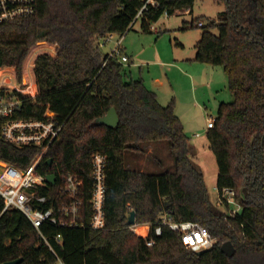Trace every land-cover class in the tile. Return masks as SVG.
<instances>
[{
    "label": "trees",
    "instance_id": "trees-1",
    "mask_svg": "<svg viewBox=\"0 0 264 264\" xmlns=\"http://www.w3.org/2000/svg\"><path fill=\"white\" fill-rule=\"evenodd\" d=\"M215 1L225 9L217 18H198L203 32L195 60L221 66L227 75L233 99L220 103L207 136L218 164L219 195L224 188L233 189L240 210L230 215L232 205L220 197L211 200L174 101L161 104L141 78L129 77L120 57L101 49L104 38L124 35L137 20L150 32L165 12L192 11L196 0H38L35 15L0 25V68L15 67L22 81L31 48L39 41L56 44L54 55L36 58L35 97L12 90L22 100L15 117L46 119L50 111L63 124L38 167L43 175L56 177L44 191V208L60 216L58 207L65 200L60 188L70 174L83 180L84 206L80 225L45 223L40 230L19 210L4 212L0 264L19 258L20 264H54L57 256L65 264H264V0ZM189 27H196L195 20ZM112 107L118 125H98L97 118ZM163 150H168L169 164L161 157ZM39 152L38 147L17 148L5 141L0 128V183L17 181ZM98 152L106 156L108 192L106 225L96 230L90 226L88 198L92 156ZM154 166L160 171H150ZM132 211L135 225H150L148 237L138 235L145 228L136 234L128 224ZM164 212L175 221L206 227L216 244L198 254L167 226L156 235L154 227ZM226 241L235 248L231 256L221 248Z\"/></svg>",
    "mask_w": 264,
    "mask_h": 264
},
{
    "label": "built area",
    "instance_id": "built-area-1",
    "mask_svg": "<svg viewBox=\"0 0 264 264\" xmlns=\"http://www.w3.org/2000/svg\"><path fill=\"white\" fill-rule=\"evenodd\" d=\"M37 7L38 0H0V25L31 17L36 14ZM186 13H189V10H186ZM140 14L141 12L136 19L140 18ZM164 15L170 16L167 12ZM198 25L202 26V22H199ZM151 29L158 30L154 24H152ZM112 37L113 35H109L104 38V43L110 41ZM121 42L122 37L116 41L115 48L109 54L110 57H120V60L126 63L130 59L122 52ZM32 86L35 87L34 84ZM0 88L6 89L5 92L0 93V128L2 138L17 148L31 146L40 148V152L34 157L20 177L17 178V181L0 183V199L3 202L0 216L7 210L17 209L30 220L37 230H40V227L45 223L61 226L80 225L79 218L82 216L84 206V191L83 180L76 176L70 174L64 178L65 184L60 188V193L61 196L65 197V200L58 207L60 216L55 213L53 208H44V204L48 201V196L44 191L49 189V181L47 176L38 171V167L52 143L59 137L63 124L58 122L54 113L50 111L46 113V119L16 118L15 114L22 106L21 98L12 93L13 87L0 86ZM18 91L25 93L22 89ZM31 95L34 98L35 92H32ZM214 125L215 118L209 116L207 128H213ZM12 169L15 170L16 168L13 167ZM92 180L93 183L89 190L90 196L88 198V203L92 210L90 226L99 230L106 225L108 192L106 156L99 152L92 156ZM219 197L220 201H226L230 206L232 205V209L229 212L230 215L240 210L241 206L235 199V191L233 189L224 188ZM164 226L178 232L182 243L194 251L212 248L217 242L206 227L194 221H175L169 212H164L160 216L153 232L156 235H160ZM131 228H135V225H132ZM148 229V234L145 237L150 235V226ZM41 237L55 253L47 236L41 233ZM56 239L60 241L61 235H57ZM147 244L152 246L154 240L152 238L147 239ZM54 264L65 263L57 256Z\"/></svg>",
    "mask_w": 264,
    "mask_h": 264
},
{
    "label": "rangeland",
    "instance_id": "rangeland-1",
    "mask_svg": "<svg viewBox=\"0 0 264 264\" xmlns=\"http://www.w3.org/2000/svg\"><path fill=\"white\" fill-rule=\"evenodd\" d=\"M224 9V4L218 3L215 0H196L192 15L185 11L172 16L163 15L158 22L154 23L155 27L158 28L157 31H143L141 29V20H138L132 29L124 33L122 42V50L124 49L128 53L130 59L129 62L124 63L129 77L132 79L141 78L145 85L155 91L157 95L160 92L161 97L163 96L161 99L164 101L163 103L160 102L161 104L167 105L171 101H174L175 113L180 118L184 130L189 137L190 156L195 165L203 171L210 198L213 202H217L219 197L217 187L218 164L207 136V121L209 116L217 117L221 101H228V99L233 98L232 93L231 97H227L228 92H231L229 87L226 89L223 86L225 83L219 81L218 84L221 85V89L218 92L211 90V88H204L206 84H201L195 92V86L193 84L190 86L187 78L179 68H163L162 65H155L158 64L155 60H144L139 56L150 47L154 49L158 47L163 55V59L166 61L172 58L171 52L176 48L185 49L186 53L194 51V46L203 32L197 26L198 18L203 22L208 18H216L218 17V13ZM193 20H195L196 27L190 28L189 26ZM213 32L217 33L218 31L214 30ZM119 36V34H114L110 41L106 43L103 40L101 41L103 53H110L115 48L116 40ZM181 45H184V47ZM55 51L56 44L47 41L37 42L31 48L24 62L22 81L16 80L17 69L15 67L5 66L0 68V72H2L0 81L3 83L0 86L13 87L16 90L22 89L28 94L34 93V86L32 85L36 83L34 75L36 58L42 53L54 55ZM172 63L174 64V61ZM213 67L217 70H224L221 66ZM224 74V72L221 73L222 79L227 80L228 84V79ZM156 78L162 79L164 83L160 85L155 80ZM215 81H218V77H215ZM163 151L166 152H163L161 157L167 159L169 157L168 150ZM165 163L169 164L170 159L165 160ZM150 171L158 172L160 169L154 166L150 168ZM141 225H135L133 229L138 234L136 229L144 227L143 235H138L145 237L148 234L147 230H149H146V227L148 228L150 225Z\"/></svg>",
    "mask_w": 264,
    "mask_h": 264
},
{
    "label": "crops",
    "instance_id": "crops-1",
    "mask_svg": "<svg viewBox=\"0 0 264 264\" xmlns=\"http://www.w3.org/2000/svg\"><path fill=\"white\" fill-rule=\"evenodd\" d=\"M187 10H189V9H187ZM185 12H186V10H185ZM193 12H194V7H193L192 11L189 10V13L191 15L193 14ZM136 22H135V24H136ZM123 36L124 35L119 36V38L117 40H119L120 37H122V42H123ZM122 42H121V50L123 48ZM181 46L184 47V45H181ZM122 52L129 57L128 53L124 49L122 50ZM171 56H172V58L170 60L166 61L165 59H163V55H162L160 49L158 47H156L154 49V57H155L154 60L158 63L155 65H157V66L162 65L163 68H167V67H173L175 69L179 68L181 70V72L183 73V75L187 78L190 86H191V84H193L195 86V92H196L197 88L200 87L201 84H206V86L204 88H206V87L208 89L211 88V90H216L218 92V90L221 89V87H220L221 85L218 84L219 81H223V83H225V85H223V86H225L226 89L228 88L227 80L222 79V76H221V73H223V72L225 73L224 70L223 71L217 70L212 65L204 64V63H201V62H198L195 60V56H196L195 46H194V51L189 52V53H186L185 49L176 48L175 50H173L171 52ZM172 60L174 61V64L172 63L173 62ZM224 75H226V73ZM215 77H218V81H215ZM226 77H227V75H226ZM155 80L160 85H162L164 83V81L160 78H156ZM162 97H161L160 92H159L158 93V99L160 102L163 103L164 101H162V99H161ZM227 97L228 98L231 97V92H228ZM232 99H228V101H221V102H230V101H232ZM194 147H195V145H194ZM141 226H143V225H141ZM147 229L148 228L146 227V230ZM147 233H148V230H147Z\"/></svg>",
    "mask_w": 264,
    "mask_h": 264
},
{
    "label": "water",
    "instance_id": "water-1",
    "mask_svg": "<svg viewBox=\"0 0 264 264\" xmlns=\"http://www.w3.org/2000/svg\"><path fill=\"white\" fill-rule=\"evenodd\" d=\"M141 59L144 60H154V48L150 47L146 49L142 54L139 56ZM98 125H107L110 127H116L119 123V116L114 107H112L105 116L99 117L96 120ZM49 163H51V159L48 160ZM55 175H49L47 177L48 181L51 183H55ZM128 224L129 225H135L136 224V213L135 211H132L129 218H128ZM222 250L228 254L229 256L233 255L235 248L231 241H226L221 246ZM207 249H203L200 251H197L198 254H201L205 252ZM23 261V258H19L13 261L6 262L5 264H20Z\"/></svg>",
    "mask_w": 264,
    "mask_h": 264
}]
</instances>
